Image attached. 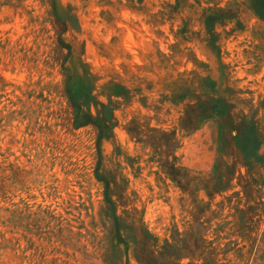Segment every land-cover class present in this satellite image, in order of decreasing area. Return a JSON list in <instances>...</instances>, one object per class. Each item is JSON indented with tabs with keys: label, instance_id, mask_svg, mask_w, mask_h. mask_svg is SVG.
<instances>
[{
	"label": "rangeland",
	"instance_id": "374dc122",
	"mask_svg": "<svg viewBox=\"0 0 264 264\" xmlns=\"http://www.w3.org/2000/svg\"><path fill=\"white\" fill-rule=\"evenodd\" d=\"M0 264H264V0H0Z\"/></svg>",
	"mask_w": 264,
	"mask_h": 264
},
{
	"label": "trees",
	"instance_id": "16d2710c",
	"mask_svg": "<svg viewBox=\"0 0 264 264\" xmlns=\"http://www.w3.org/2000/svg\"><path fill=\"white\" fill-rule=\"evenodd\" d=\"M67 92L70 100L72 101L74 106L78 108L79 112H81L82 110V107L79 104L80 100H86L87 102L93 101L94 103H96L95 97L92 95L90 88H86L85 86H83L82 82H79L76 87H73V85H71V77H69L67 81ZM221 106H225L226 109H223ZM210 111L211 114L216 112L227 114L229 112L227 110L226 103L223 100H214L210 106ZM90 124L101 128L99 120L93 117L91 114H85L83 116L82 123L79 127L87 126ZM232 131L234 132V130ZM234 140L245 157L246 165L250 166L251 159L257 156L256 150L258 148L257 139L253 133V129L251 127H247L239 130L235 135ZM98 147L100 150V139L98 141Z\"/></svg>",
	"mask_w": 264,
	"mask_h": 264
}]
</instances>
